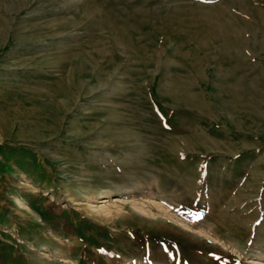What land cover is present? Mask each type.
<instances>
[{
  "label": "rangeland",
  "instance_id": "1",
  "mask_svg": "<svg viewBox=\"0 0 264 264\" xmlns=\"http://www.w3.org/2000/svg\"><path fill=\"white\" fill-rule=\"evenodd\" d=\"M0 264H264V0H0Z\"/></svg>",
  "mask_w": 264,
  "mask_h": 264
},
{
  "label": "bare ground",
  "instance_id": "2",
  "mask_svg": "<svg viewBox=\"0 0 264 264\" xmlns=\"http://www.w3.org/2000/svg\"><path fill=\"white\" fill-rule=\"evenodd\" d=\"M223 27V26H222ZM222 31V30H221ZM225 33V32H224ZM105 202H107V201H105Z\"/></svg>",
  "mask_w": 264,
  "mask_h": 264
}]
</instances>
